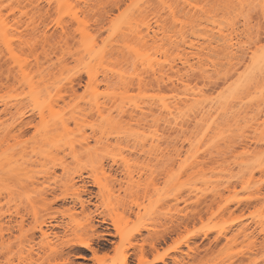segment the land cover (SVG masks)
Returning a JSON list of instances; mask_svg holds the SVG:
<instances>
[{
    "label": "rangeland",
    "instance_id": "obj_1",
    "mask_svg": "<svg viewBox=\"0 0 264 264\" xmlns=\"http://www.w3.org/2000/svg\"><path fill=\"white\" fill-rule=\"evenodd\" d=\"M177 1L166 0L165 2H162L161 0L159 3V1L156 0H152V2L151 0H70L68 4L70 8L68 10L65 8L67 5L65 6V4H62L59 6L60 3L58 4V2H55L54 0H40L36 3H31V1L28 0H0V11L2 13H0V19L3 18L2 24L4 23V25H6L4 27H8L7 30V28H3L1 25L3 29L0 31L8 33L7 36L4 33H2L4 36L0 34V146H2L0 147V161L4 163L5 161L2 160L7 158V155L10 156L14 153L15 150L20 151L23 148H29L37 144V142L40 141L37 137L40 133L43 135L41 129L45 128L44 130L47 132L46 126L48 121H52V123L49 122L51 125L53 123L61 125L65 122V124H67L66 126L70 125L71 130L70 127H64V129V124L57 128L59 134L63 131V135H61L64 136V138L61 140L58 136L55 137V139L58 138L57 140H60L62 143L65 142L66 137L70 136L72 141H82L83 136L80 132H84L83 134L86 136L89 135V137H95L94 132L91 130L93 127L97 132L104 131V133H109L105 137L106 139H102V141L104 140L103 144H101L102 141H99L100 144L99 142L97 143V141L95 142L92 137V139H87L88 146L85 143L84 146L87 147L82 148L79 144L73 141L77 145L78 154H83L81 155V158L84 159V162L82 161L83 163L80 162L77 164V161L74 162L75 160L73 158L66 157L67 159L64 158L63 160V165L69 166V169L71 168L73 170H70L72 173L71 175H80V181L74 185L75 187H69L63 184L65 171L62 169L63 166L61 165V167L59 165L62 164L60 163V160L58 165L53 166L54 170L51 168V171L56 172V178H53L51 181L52 183H57L55 184L58 188L57 195L64 199H60L53 205L52 211H48L50 214H48L44 208L42 209L40 204L39 208L36 203L37 207L33 205V207H36L37 211L40 208L42 209L41 212L40 210L38 212L44 216V218H39L40 220L38 221H43L45 217L48 219L49 216L47 217V214L52 217V220H48V222H51L52 225H54L53 228H45V230H48L51 234L50 238H52L53 242L51 246L52 250L50 249V251L53 252L50 253L49 250L44 251L37 245L42 240L40 236L41 234L38 231L36 232V230L34 231V228H37L39 222H36L33 215H26L29 216V218L26 217V224L24 223V226L26 228L28 225V227L25 231L23 229L24 233L22 236L25 235L26 231L29 232L28 230L30 228L32 233L33 231L35 232L36 237L32 241L31 232L28 237L31 241L26 236L27 240H25L26 238L24 237L25 239H23L24 241L21 242V244H25V247L23 245V251L24 249L25 251L19 254L15 249L13 253L9 255V258L11 259H9V263L11 261L10 264H58L62 262V258L67 257V255L72 264H118L124 260V257L129 264H264V162H262L264 161V105L258 112L255 110L254 112H250L246 119H240L241 122L239 120L237 122L233 120V116L232 114L230 115V113V118H228L229 116L226 114L225 116H223L224 114L219 116L218 113H216L218 115L217 120H221V122H218L215 117V109H212L214 114L213 112H211V114L213 115L210 116V114H208V116L205 115L207 118L204 116L201 117V119H198L199 116L203 115L200 113V110L201 112H204L202 110H211L209 105L211 102L214 105V99H219L221 93H223L221 95H226V98L230 95L237 81V74L240 75L242 72L244 73V71L247 72L248 70L251 51H255L256 46L259 48L264 46L263 10L260 8L261 5H258L259 0H256V2L253 0H231L235 2V5L243 2L245 4H243L245 10L244 8L242 9V6L239 7L240 5L235 6L230 0H190V2L192 1L193 3H191L196 6L194 8L191 7L192 9L190 7L188 8V6L183 7L184 2L182 3V0L178 3ZM166 2H168V4ZM225 2H229L227 5H233L227 6ZM162 3L163 7H161ZM149 5L150 7L148 8ZM170 6L172 9L174 8V12L177 11L175 14L178 15V18H174L176 15L174 17L173 15L170 16V11L167 12V10H169L168 7ZM236 7L238 8L237 11ZM238 11L241 12V14L238 13ZM197 12L198 14H196ZM242 13L243 15L246 14V16H242ZM230 14L231 16H229ZM132 15L134 16V19L136 18L135 21H131L133 18ZM197 15L199 16L197 17ZM208 15H210V18ZM234 15H238V18H236V16L234 17ZM193 17H195V19ZM179 18H181L183 23L186 24H183L180 21L181 19L179 21L176 20ZM213 19L214 21H212ZM137 20L138 24L136 22ZM126 24L128 25L126 26ZM220 24H222L221 27ZM234 24L235 26L233 27L232 25ZM147 25H149L148 28L146 27ZM124 26L127 28L125 29ZM131 26L135 27L132 28ZM230 26L240 34L237 35L235 32L234 36H238H235L236 41L239 40L240 43L242 42L240 45L242 50L239 48V51L235 53V58L238 59H235L234 57H232L234 59H230L231 55L230 57L228 56L229 51H227L226 47L221 44L223 41H220L221 43L215 42L213 44L214 47L219 44L218 46H221L220 49L219 47H209V40L212 38L219 40L218 32H220L221 29H223L222 31L224 32H228ZM208 27L213 29H209ZM147 29H150L151 31ZM127 30L129 31L127 32ZM140 30L141 32H139V34L144 33L146 35V33H149L151 36L156 35L155 42L154 40L153 42L151 41L152 39L148 37V34L147 39H145L146 36H144V34L143 36L142 34L137 36L136 34H138L137 32ZM81 31H85V33L87 32L88 34H86L88 36L90 35L89 38ZM142 31L147 32L145 33ZM130 32H135L136 34L133 33V35ZM81 33H83L85 38H83ZM182 33L184 38L182 37ZM5 37H7V41H5ZM141 37L146 41L144 39L142 40ZM82 39L85 41L87 40L88 42L86 41L85 43ZM92 40H94V42ZM147 41L150 43L148 44L150 48L147 46ZM91 42H93V49H95L94 52L98 49L97 52H95L96 56L93 51L90 52V50H93L92 48L89 49V46L92 47ZM191 43L196 45V48L191 49L189 47ZM222 46L224 48L223 52L221 49ZM107 50L109 51V54ZM224 50H226V53H224ZM244 52H246V54ZM140 53L143 55H140ZM195 53L200 54L198 56L199 58L197 55L194 56ZM98 54L101 55V58H99L100 55ZM242 54L245 55H243V58H240L239 56H242ZM93 55L96 59L99 58V62L96 61L94 57L92 58ZM181 55L182 58H179ZM200 56H202V58ZM102 57L105 59L104 61ZM145 57H148L149 60H147V58L145 59ZM184 57L189 59V64L192 63L195 66V70H189V68L187 69L188 71L184 70L187 66L183 68L181 62H179L180 60H184ZM207 57L213 60H210ZM228 59L234 61L239 60L241 62L238 64L237 61L236 63L233 61L232 63ZM197 60H199L198 63ZM201 60L206 63H201ZM173 63L175 64V69L172 70L170 65ZM103 64H107L104 66L109 69L107 68V70L104 68ZM87 65L92 66L93 68L87 67ZM145 65L146 67H144ZM179 66L182 67V69L179 68L182 71L178 69ZM198 67L200 71L199 69H196ZM38 68L40 71H38ZM211 68L214 69L212 70ZM93 69L97 70L95 76L93 75ZM205 70H207L206 74ZM89 71L92 72V74L89 73ZM161 71H164L163 81H161L160 78ZM40 73L43 74V77ZM133 73L134 76L132 75ZM155 73L157 74L155 75ZM39 74L41 78H39ZM89 74L91 76L93 75L95 79L90 78ZM127 74L131 75L129 76ZM168 75L171 76L169 77ZM24 76H28L27 79L25 78L27 82L24 81ZM30 78L34 79L32 81L34 82L33 84H35V80H37L38 82L40 81L39 83L42 85H39L36 82V84H38L37 88L35 87L37 90H30V87H28L29 81L31 80ZM91 79L94 82L96 80V82L94 83ZM180 82H184V85ZM26 84L28 86H26ZM122 85L127 86H125V91H123L124 87H122ZM38 86H40L39 89ZM259 86L264 89V84ZM189 89L193 94L195 92L198 93L192 95V92ZM198 89L199 91H196ZM38 90L41 94L36 92ZM91 90L93 92L94 90L96 92L101 91V93L94 92L96 95L101 94V96L108 94L115 95V92H121V94H116L132 98H129L130 101H133L132 103L129 102V104L127 103L128 99L126 98V104L128 106L130 105V107H133V104H138L139 107L141 106L140 108L144 110L147 109V111L150 107V110H153V113H150V129L149 127H146V124L144 126L145 122L142 124L139 121L142 117H138L139 123L137 120V122L133 119L131 120V117H125L124 123L122 122L124 119L121 121V117L119 118L120 115H118L117 112H113V121H111L113 123L115 122L114 126H116L118 119H120L123 124H120L121 122L119 121L118 128H114V126L111 125L112 122H110V125L113 127L111 129V127L108 126V128L107 122L104 123L101 119H98L96 113L93 116V113L90 112L92 111L91 109L90 111L88 110L89 113L87 111V108L89 109L88 106L90 105L86 106V103L89 101L88 98L90 97L89 99H92L91 97L95 95ZM126 90L128 91L126 92ZM34 91L43 97H47L48 95L52 96L53 100L56 99L55 97L60 98V95L62 96L60 98L62 99L61 101L58 100L57 102V99L55 100L57 107L55 105L54 110H58L53 111L56 115L50 117L46 116L47 120L45 121L47 122L45 123H43L41 118L36 115L35 104L32 102L30 103L28 98ZM200 91L203 95L199 94ZM178 95L181 98L178 99ZM197 95H199L198 97L201 95L204 96H201V98L203 100L206 98L205 101H207L208 104L204 105V103H206L204 101H200V103L202 102L200 104L199 100L201 98L196 97ZM82 97H84V100ZM187 97H190V100ZM193 97H196L199 100L196 98L194 99ZM224 97L225 96H223V98ZM162 99L163 101H161ZM218 99H216L217 102L215 101L216 105ZM191 100H196L193 101V103L196 102L197 105L196 103L194 105ZM221 100L222 97L219 103L224 99ZM19 102L21 107L18 104ZM198 104L200 106L203 104V107H208L201 109L199 106L200 110H197L199 109L197 107ZM174 105H176L177 108ZM157 106L159 109H157ZM19 107L22 109L19 110ZM161 107L167 109H164V111ZM171 107L175 111L170 109ZM25 108L29 111H26ZM82 108H86V115ZM175 108L177 110L179 108L181 110L184 109L183 111H189V113L182 111V114V112L180 113V109V111L178 110L177 113H175ZM15 109L17 110V113L18 110H23L24 112L29 113H27V116L35 115L32 128H24L25 131L22 129V133L19 131L18 127L15 128V125L17 126L20 120H18L19 116L16 115L17 113L15 112ZM79 110H81V112ZM32 111L36 114H31L30 112ZM59 111H61L62 115ZM46 112L47 115L51 114L50 112L48 113V111ZM56 112H59V115ZM169 112L173 118L168 115ZM184 114H186V116ZM81 115L86 117L84 118ZM137 115L141 116L139 112ZM72 116L74 117L72 118ZM160 116H163L164 118L162 117L159 119ZM167 116H169V118ZM209 116L213 119L215 117V122L213 121L214 123L210 126L211 128H207L209 127V125L207 126V121L209 122L208 124H210L211 119ZM57 117L60 118V120H57ZM82 117L84 118V121L82 120ZM74 118L76 120L77 118L81 120L75 123L76 120ZM231 118L233 120L232 123L230 122ZM63 119H65V121ZM203 119H205V122L202 121V124L201 120ZM213 119H211V121ZM175 121H177V124ZM224 122H226L225 124H229H227L226 127L222 126L223 128L221 129V123L222 125H225ZM38 123L42 125H38ZM78 123H80V126ZM204 123L206 125H204ZM235 123L236 125H233ZM49 124L47 127L49 131L47 133H52L53 130H51L52 128H50L51 125ZM215 124L216 127H213ZM34 125L35 127L38 126V128H40L36 129ZM174 125L176 126V130L178 129L177 131L175 130ZM178 125H180L179 128ZM97 126L99 128L96 129ZM205 126L207 127L204 130ZM237 126L239 128H237ZM78 127H80L81 130ZM100 127H102V130ZM180 127L183 128L180 129ZM240 127L242 128V131L239 130ZM57 130L54 129V132ZM67 130H69V133ZM173 130L176 132H172ZM65 131L69 135H64ZM121 131L123 132V135ZM129 132L132 134H128ZM148 132L151 135L150 161L143 156L144 154L141 147L136 145L135 143L137 140H134L145 137L142 136L144 134H148L149 136ZM220 132L222 133L220 134ZM218 133L221 136V139ZM223 133L225 136H222L224 135ZM36 135L38 136L36 137ZM160 137H164L165 139ZM77 138L80 139L77 140ZM158 138L159 140H157ZM35 139H38V141ZM126 139H129L130 142H127ZM67 140L68 142L70 141L69 138H67ZM35 141L36 143H34ZM72 141L69 143H72ZM84 141L85 140L83 139L82 142ZM115 142L117 143V146L119 145L121 147L119 148V146L117 147L116 145H113ZM152 142H154V144ZM156 143L160 146H157ZM108 144L110 147H108ZM152 145H154V148ZM123 146L125 149H123ZM155 146H157V149ZM95 148H100L99 150L101 151H98V149L96 151ZM89 149L92 150L89 151ZM148 149L149 148H146V150ZM17 151H15V153ZM89 152H93V155L91 156V153ZM164 152L165 154L163 155ZM244 152L246 153L242 154ZM194 154L197 155L194 156ZM240 154L241 156H239ZM96 155L100 158L94 157L93 159V156ZM246 155H248L249 158ZM251 155L254 156H252L253 161H251V163L247 160H243L244 157H247L249 161L252 160V158H250ZM9 158L5 159L6 162ZM123 158L127 161H125V159L123 160ZM254 158L257 161H255ZM99 159L101 160L99 161ZM172 159L176 161L174 165L170 162ZM183 162L186 166H184ZM190 162L192 165L194 164L193 167L192 165L189 166ZM125 163H127L128 167ZM167 163L171 164V166ZM255 163L258 164V168ZM181 166L182 171H180ZM241 166L245 169L247 168V172ZM252 166H255L256 169ZM184 169H186V172ZM219 169L222 171L220 172ZM227 169L230 171H227ZM259 169L261 171H259ZM231 170L234 171L232 172ZM181 172L182 175H185H180ZM230 172L233 175H231ZM205 174L207 175V178ZM77 175L74 177H77ZM230 175L232 178L229 177ZM227 177L230 185L226 181ZM83 180L86 182L85 184L88 192L85 194L81 191L82 185H84ZM223 180L224 182L226 181L225 183L227 184H225ZM1 181L0 214L2 215L8 211L9 196L7 195L8 190L6 189L8 185L6 184L7 186H5V182L2 183L3 181ZM180 181H182V183H180ZM207 181L210 185L206 183ZM197 187L198 189H195ZM216 189L218 190V193ZM29 190L30 192L33 191L31 194L34 195V188L33 190ZM219 190L221 192H219ZM25 192H28L25 193L26 195L30 193L29 191ZM25 194L23 195L24 198L26 197ZM31 194H29V196L34 198ZM80 198L87 202H85V204H87L85 208H81L79 201ZM25 199H27V197ZM28 205L27 207H29ZM30 209L31 207L28 210ZM3 219L5 221V216ZM31 228H33V230ZM18 234L20 233H15L16 236L13 235V238L11 237V239H15V243H17L15 237H17ZM29 234L26 233V235ZM18 236L21 237V235ZM11 241L13 242V240ZM79 243L89 244L95 252H90L85 249V247H81L78 245ZM31 246L35 247V251H28L34 248H31ZM16 252L18 254H16ZM27 252H30L31 255ZM50 255L53 256L51 257ZM28 256L30 257L28 258ZM77 256H81V258H78Z\"/></svg>",
    "mask_w": 264,
    "mask_h": 264
},
{
    "label": "bare ground",
    "instance_id": "obj_2",
    "mask_svg": "<svg viewBox=\"0 0 264 264\" xmlns=\"http://www.w3.org/2000/svg\"><path fill=\"white\" fill-rule=\"evenodd\" d=\"M19 1V0H18ZM24 1V0H23ZM28 1H31V3L32 2H38V1H40V0H28ZM47 1V0H46ZM55 2H58V4H59V6L60 5H62V4H65V6L67 5V6H69L68 4H69V2H70V0H54ZM156 1H159V3L161 2V0H156ZM165 2L166 0H162V2ZM168 1V0H167ZM174 1H177V0H174ZM180 0H178L177 1V3L179 2ZM231 1V0H230ZM254 2H256V0H253ZM258 1V0H257ZM148 2V1H147ZM151 2H152V0H151ZM172 2V1H171ZM181 2V1H180ZM184 2V4H183V7H185V6H188V8L190 7H196L195 6V4H192L191 2H190V0H182V3ZM232 3H234V5H235V2L234 1H231ZM230 2V3H231ZM238 2V1H237ZM259 2V4L258 5H261L260 6V8H262V10H263V13H262V11H261V13H262V15L264 14V0H259L258 1ZM257 2V3H258ZM34 3V4H35ZM167 4H168V2H166ZM165 3V4H166ZM226 3V2H225ZM227 3H229V2H227ZM227 3H226V5H227ZM145 4V3H144ZM147 4V3H146ZM158 4V3H157ZM166 4V5H167ZM170 4V3H169ZM243 2H240V3H237V5H235V6H239V7H241L242 6V9L244 8V10H245V7L243 6ZM71 5V4H70ZM172 5H174V4H172ZM171 5V6H172ZM229 5H233V4H229ZM229 5H227V6H229ZM245 5V4H244ZM247 5V4H246ZM258 5H257V7H258ZM65 7V8H67L68 10H69V8H70V6L69 7ZM145 6V5H144ZM168 6V5H167ZM171 6L170 7H168L169 8V10H167V12L168 11H170V13H171V15L170 16H172L173 15V17L176 15L175 14V12H177V11H175L174 12V8L172 9L171 8ZM180 6H181V4H180ZM147 7V6H146ZM150 7V5L148 6V8ZM161 7H163V3H162V6ZM173 7V6H172ZM178 7V6H177ZM247 7V6H246ZM64 8V9H65ZM140 8V7H139ZM160 8V7H159ZM167 8V9H168ZM229 8V7H228ZM232 8V7H231ZM63 9V8H62ZM66 9V10H67ZM184 9H186V8H184ZM192 9V8H191ZM227 9V8H226ZM237 7H236V11H237ZM242 9H241V11H242ZM247 9H248V7H247ZM246 9V10H247ZM71 10V9H70ZM195 10V9H194ZM153 11V10H152ZM158 11V10H157ZM163 11V10H162ZM182 11H183V8H182ZM189 11V10H188ZM197 11V10H196ZM195 11V12H196ZM228 11V10H227ZM235 11V12H236ZM240 11V10H239ZM238 11V13H240L241 14V12H239ZM248 11V10H247ZM246 11V12H247ZM146 12V11H145ZM148 12V11H147ZM0 13H1V11H0ZM141 13V12H140ZM153 13V12H152ZM165 13H166V11H165ZM234 13V12H233ZM238 13H236V14H238ZM2 14V13H1ZM187 14V13H186ZM190 14H192V13H190ZM189 14V15H190ZM195 14V13H194ZM196 14H198V12L196 13ZM200 14V13H199ZM208 14V13H207ZM235 14V13H234ZM193 15V14H192ZM201 15V14H200ZM133 16V15H132ZM131 16V17H132ZM178 15H176L174 18H178L177 17ZM185 16H187V15H185ZM184 16V17H185ZM194 16V15H193ZM199 15H197V17H198ZM202 16V15H201ZM204 16V15H203ZM209 16V18H210V15H208ZM229 16H231V14L229 15ZM236 16V18H238L237 16L238 15H234V17ZM242 16H246V14L245 15H243V13H242ZM169 17V16H168ZM191 17V16H190ZM214 17V16H213ZM240 17V16H239ZM129 18V17H128ZM188 18H189V16H188ZM194 19H195V17H193ZM192 18V19H193ZM201 18V17H200ZM205 18V17H204ZM208 18V17H207ZM212 18V17H211ZM215 18V17H214ZM233 18V17H232ZM263 18H264V16H263ZM136 19V18H135ZM135 19H134V16H133V18L131 19V21H135ZM181 18H179V19H176V20H180ZM1 21V23H0V31H2V29L3 28H7V30H8V27H4V26H6V25H4V23L2 24V20H3V18L2 19H0ZM172 20V19H171ZM201 20H203V19H201ZM210 20V19H209ZM243 20H244V18H243ZM245 20H246V18H245ZM130 21V20H129ZM177 21V22H178ZM182 23H183V21H182V19L180 20ZM212 21H214V19L212 20ZM216 21V20H215ZM232 21V20H231ZM238 21V20H237ZM236 21V22H237ZM4 22V21H3ZM137 22V24H138V20L136 21ZM185 22V21H184ZM217 22V21H216ZM235 22V23H236ZM243 22V21H242ZM247 22V21H246ZM218 23V22H217ZM220 23V22H219ZM233 23V22H232ZM231 23V24H232ZM6 24V23H5ZM131 24V23H130ZM183 24H186V23H183ZM230 24V23H229ZM3 26V28H2V26ZM128 24H126V26H127ZM131 25H133V24H131ZM134 25H135V23H134ZM221 25L222 24H220V27H221ZM148 26L149 25H147L146 27L148 28ZM225 26V25H224ZM223 26V27H224ZM229 26V25H228ZM233 27L235 26V24L234 25H232ZM125 27V26H124ZM132 27V26H131ZM130 27V28H131ZM135 27V26H134ZM134 27H132V28H134ZM182 27V26H181ZM183 27H184V25H183ZM227 27V26H226ZM127 27H125V29H126ZM129 28V27H128ZM209 28V27H208ZM211 28V27H210ZM209 28V29H210ZM215 28V27H214ZM136 29V28H135ZM211 29H213V28H211ZM225 29V28H224ZM228 29V28H227ZM232 29V30H231ZM234 28H231V26H230V30L228 31V32H224V31H222L223 29H218V30H220V32H218V34H219V40H216V39H214V38H212V39H210L209 40V47L211 46H213L214 47V43L215 42H219V43H221L222 41H223V43H221L222 45H224L225 47H226V49H227V51H229L228 53H229V57H230V55H231V58L230 59H234L235 58V53L237 52V51H239L238 49L240 48V45H241V43H240V41L238 42V41H236V37H238V36H234V34H235V30H233ZM240 29V28H239ZM6 30V29H5ZM4 30V31H5ZM147 30H150V29H147ZM183 30V29H182ZM181 30V31H182ZM86 31V30H85ZM85 31L83 32V31H81V32H83L84 33V35L87 33H85ZM123 31V30H122ZM129 30H127V32H128ZM151 31V30H150ZM227 31V30H226ZM5 32H7V31H5ZM9 32V31H8ZM137 32V31H136ZM139 32H141V30L140 31H138L137 33L138 34H136L135 32H130V33H134V34H136L137 36L139 35L140 36V34H142V33H140L139 34ZM142 32H145V31H142ZM147 32V31H146ZM145 32V33H146ZM206 32V31H205ZM239 32V31H238ZM2 33H4V32H0V34H2ZM83 33H81L82 35H83ZM121 33V32H120ZM129 33V34H130ZM179 33H181V32H179ZM209 33V32H208ZM226 33V34H225ZM237 33V32H236ZM6 36H7V34L8 33H4ZM88 34V33H87ZM86 34V35H87ZM123 34V33H122ZM124 34H125V31H124ZM128 34V33H127ZM133 34V35H134ZM144 34V33H143ZM143 34H142V36H143ZM147 34H148V37H150V39H152L151 41L153 42V40H154V42H155V38H156V35L155 36H151L149 33H146V35L144 34V36H146V38L145 39H147ZM155 34V33H154ZM200 34V33H199ZM3 35V34H2ZM83 35V38H85V36ZM121 35V34H120ZM210 35H211V33H210ZM209 35V36H210ZM237 35H240V34H238L237 33ZM4 36V35H3ZM90 36V35H89ZM89 36L87 35L86 37H88L89 38ZM123 36V35H122ZM126 36V35H125ZM184 35H183V33H182V37H183ZM206 36V35H205ZM194 37V36H193ZM202 37V36H201ZM211 37H213V36H211ZM210 37V38H211ZM240 37V36H239ZM82 38V37H81ZM184 38V37H183ZM200 38V37H199ZM198 38V39H199ZM7 39V37H5V41H7L6 40ZM87 39V38H86ZM140 39V38H139ZM141 39H142V37H141ZM140 39V40H141ZM144 39V38H143ZM142 39V40H143ZM144 39V40H145ZM150 39H149V41H150ZM207 39V38H206ZM209 39V38H208ZM139 40V41H140ZM141 40V41H142ZM82 41H84L85 43H86V41L84 40V39H82ZM93 42H94V40H92ZM146 41V40H145ZM170 41V40H169ZM221 41V42H220ZM88 42V41H87ZM93 42H91L92 43V47L91 46H89V49H93L94 47H93ZM148 42V41H147ZM188 42V41H187ZM197 42V41H196ZM200 42V41H199ZM244 42V41H243ZM89 43H90V41H89ZM144 43V42H143ZM142 43V44H143ZM185 43V42H184ZM183 43V44H184ZM192 43H194V42H192ZM190 44L189 45V47L191 48V49H193V48H196V45H193V44ZM148 44H150L149 42L147 43V46H148ZM169 44V43H168ZM167 44V45H168ZM171 44V43H170ZM196 44V43H195ZM244 44V43H243ZM91 45V44H90ZM145 45H146V43H145ZM144 45V46H145ZM161 45H162V43H161ZM164 45V44H163ZM217 45V44H216ZM215 45V46H216ZM219 45V44H218ZM216 46V47H219V49H220V47L221 46ZM255 45V44H254ZM87 46V45H86ZM98 46V45H97ZM165 46V45H164ZM170 46V45H169ZM201 46H203V45H201ZM260 46V45H259ZM99 47V46H98ZM178 47H180V46H178ZM210 47V48H211ZM212 47V48H213ZM216 47H214V48H216ZM84 48V47H83ZM96 48V47H95ZM148 48H150L149 46H148ZM242 48V47H241ZM240 48V49H241ZM257 48V49H256ZM88 49V50H89ZM177 49V48H176ZM202 49V48H201ZM222 52H223V46H222ZM87 50V51H88ZM94 50L95 49H93V50H90V52L91 51H93L94 52ZM97 50L98 49H96V51L95 52H97ZM184 50V49H183ZM242 50V49H241ZM249 50V49H248ZM253 50H254V48H253ZM10 51H12V50H10ZM86 51V52H87ZM104 51V50H103ZM108 51V50H107ZM135 51H137V50H135ZM148 51V50H147ZM146 51V52H147ZM226 50H224V53H226L225 52ZM245 51V50H244ZM250 51V50H249ZM95 52H94V54H95ZM106 52V51H105ZM193 52V51H192ZM196 52V51H195ZM240 52H243V51H240ZM247 52V51H246ZM246 52H244L245 54H246ZM87 53H89V52H87ZM131 53V52H130ZM134 53V52H133ZM136 53V52H135ZM91 54V53H90ZM100 54H101V52H100ZM100 54H98V55H100ZM108 54H109V51H108ZM107 54V55H108ZM132 54V53H131ZM139 54V53H138ZM142 53H140V55H141ZM192 54V53H191ZM245 54H242V56H239L240 58H243L244 56L243 55H245ZM92 55V54H91ZM102 55V54H101ZM101 55H100V57L99 58H101ZM133 55V54H132ZM135 55V54H134ZM143 55V54H142ZM150 55V54H149ZM197 55V57L200 55V54H198V53H195L194 54V56H196ZM202 55V54H201ZM208 55V54H207ZM227 55H225V56H227ZM237 55H241V54H237ZM236 55V56H237ZM85 56V55H84ZM88 56V55H87ZM87 56H86V58H87ZM95 56H96V54H95ZM204 56V55H203ZM94 57V55L92 56V58ZM105 57V56H104ZM134 57V56H133ZM148 57H150V56H148ZM148 57H145V59L147 58V60H149L148 59ZM201 58H202V56H200ZM208 57H210V56H208ZM207 57V58H208ZM232 57H234V58H232ZM99 58H97L96 59V57H94V59H96V61H98L99 62ZM106 58V57H105ZM107 58H108V56H107ZM144 58V57H143ZM179 58H182V55H181V57H179ZM199 58V57H198ZM200 58V59H201ZM211 58V57H210ZM210 58H208V59H210ZM88 59V58H87ZM86 59V60H87ZM90 59V58H89ZM102 59H103V61L105 60L103 57H102ZM102 59H100V60H102ZM134 59V58H133ZM140 59V58H139ZM205 59H206V56H205ZM230 59H228V60H230ZM235 59H238V58H235ZM93 60V59H92ZM109 60V59H108ZM135 60V59H134ZM210 60H213V59H210ZM241 60V59H240ZM249 60H250V63H249V65H250V67H249V65H248V70H247V72H245L244 71V73L242 72L240 75H238L237 74V81H236V83H235V85H234V88L232 89V92L230 93V95L229 96H227V98H226V95H221V94H223V93H221L220 94V97H219V99L218 98H216V99H218V103H219V101H220V99H221V97H222V102H220L219 104L217 103V105H216V99H214L215 101H213L215 104L213 105V103L211 102V104L209 105L210 107H211V110L213 109H215V117H216V120H217V116L219 115H221V114H224L223 116H225V114L226 115H228L229 116V113H230V115L232 114V116H233V120H235L236 122L239 120L240 121V119H246L247 118V116L250 114V112H254L255 110H257V112L263 107V103H264V94H263V92H264V89H262L261 88V86H259V85H263L264 84V46H262V47H255V51H251V55H250V58H249ZM93 61H95V60H93ZM175 61V60H174ZM198 61L199 60H197V63H198ZM232 63H233V61L234 60H230ZM237 61V60H236ZM236 61H234V63H236ZM239 61V60H238ZM237 61V63L239 64L241 61H239L238 62ZM91 62V61H90ZM138 62V61H137ZM140 62V61H139ZM144 62V61H143ZM147 62V61H146ZM179 62H181V64H182V66H183V68L185 67V66H187V67H185V69L184 70H187L188 68H189V70L190 69H194L195 70V66L192 64H189L190 62H189V59H186V57H184V60H180ZM201 63H204L205 61H203L202 62V60L200 61ZM208 62V61H207ZM215 62V61H214ZM88 63V62H87ZM106 63V62H105ZM145 63V62H144ZM206 63V62H205ZM85 64V63H84ZM91 64H94V63H91ZM90 64V65H91ZM174 64V63H173ZM173 64H169L170 65V67H171V69L173 70V69H175V64L173 65ZM215 64V63H214ZM218 64V63H217ZM237 64V65H238ZM246 64H247V62H246ZM23 65V64H22ZM102 65V64H101ZM100 65V66H101ZM104 65H107V64H103V66ZM135 65V64H134ZM140 65V64H139ZM206 65V64H205ZM207 65H208V63H207ZM212 65V64H211ZM237 65H235V66H237ZM102 66V67H103ZM136 66V65H135ZM148 66V65H147ZM199 66H201V65H199ZM235 66H233V67H235ZM23 67V66H22ZM39 67V66H38ZM87 67H91V68H93L92 66H88L87 65ZM95 67V66H94ZM99 67V66H98ZM144 67H146V65L144 66ZM201 67H205V66H201ZM232 67V68H233ZM25 68H26V66H25ZM91 68H90V71H91ZM104 68H106V66H104ZM103 68V69H104ZM108 68V67H107ZM106 68V69H107ZM179 68H181L182 69V67H178V69ZM209 68V67H208ZM42 69H43V67H42ZM88 69V68H87ZM96 69V68H95ZM95 69H93V75L95 76V74H97V73H95L97 70H95ZM101 69V68H100ZM105 69V70H106ZM109 69V68H108ZM107 69V70H108ZM162 69V68H161ZM181 69H179V70H181ZM196 69H199V67L198 68H196ZM203 69V68H202ZM212 69V68H211ZM214 69V68H213ZM212 69V70H213ZM251 69V70H250ZM104 70V71H105ZM111 70V69H110ZM109 70V71H110ZM115 70V69H114ZM163 70V69H162ZM211 70V71H212ZM216 70V69H215ZM238 70V69H237ZM244 70H245V68H244ZM38 71H40L39 70V68H38ZM44 71V70H43ZM89 71V73H91L92 74V72H90ZM122 71V70H121ZM120 71V72H121ZM154 71V70H153ZM182 71V70H181ZM188 71V70H187ZM186 71V72H187ZM192 71V70H191ZM199 71H200V69H199ZM202 71V70H201ZM203 71H204V69H203ZM28 72V71H27ZM87 72H88V70H87ZM115 72H116V70H115ZM157 72V71H156ZM164 71H161V73H160V78H161V81H163L162 79H163V75H164V73H163ZM176 72V71H175ZM179 72V71H178ZM106 73V72H105ZM123 73V72H122ZM167 73V72H166ZM174 73V72H173ZM207 73V70H205V74ZM209 73V72H208ZM238 73V72H237ZM27 74V73H26ZM25 74V75H26ZM40 74H42V73H40ZM40 74H39V76H40ZM99 74V73H98ZM116 74H118V73H116ZM115 74V75H116ZM157 73H155V75H156ZM168 74V73H167ZM176 74H178V73H176ZM190 74V73H189ZM204 74V73H203ZM24 75V74H23ZM22 75V76H23ZM32 75V74H31ZM92 75V76H93ZM112 75V74H111ZM127 75H131V74H127ZM133 76H134V73L132 74ZM154 75V76H155ZM166 75V74H165ZM183 75V74H182ZM42 77H43V74L41 75ZM41 76L39 77V78H41ZM89 76H90V78H93V79H95L94 78V76L92 77L90 74H89ZM122 76V75H121ZM153 76V77H154ZM169 76V75H168ZM168 76H167V78H168ZM171 76V75H170ZM169 76V77H170ZM177 76V75H176ZM179 76V75H178ZM180 76H181V73H180ZM233 76V75H232ZM27 77L28 76H24V81H26V79H27ZM115 77V76H114ZM165 77V76H164ZM26 78V79H25ZM38 78V77H37ZM36 78V79H37ZM38 78V79H39ZM106 78V77H105ZM122 78V77H121ZM166 78V79H167ZM187 78V77H186ZM233 78V77H232ZM260 78V79H259ZM31 79V78H30ZM118 79V78H117ZM169 79V78H168ZM34 79L32 78L30 81H29V86L26 84V86H28V87H30V90L32 89V90H37L36 88H37V85L39 84V85H42V84H40L37 80H35V84H33L34 82H32ZM45 80V79H44ZM92 80V79H91ZM126 80V79H125ZM185 80V79H184ZM187 80V79H186ZM93 81V80H92ZM91 81V82H92ZM104 81V80H103ZM139 81V80H138ZM141 81V80H140ZM160 81V82H161ZM182 81V80H181ZM27 82V81H26ZM36 82L38 83V84H36ZM90 82V83H91ZM94 82V81H93ZM92 82V83H93ZM95 82H96V80H95ZM94 82V83H95ZM97 82H99V81H97ZM122 82V81H121ZM149 82V81H148ZM263 82V83H262ZM25 83V82H24ZM42 83V82H41ZM124 83H126V82H124ZM138 83H141V82H138ZM173 83V82H172ZM181 83V82H180ZM260 83H262V84H260ZM99 84H101L100 82H99ZM181 84H183L184 85V82L183 83H181ZM33 85H34V87H33ZM45 85V84H44ZM79 85H81V84H79ZM95 85V84H94ZM126 85H128L127 83H126ZM125 85V86H126ZM186 85V84H185ZM34 88H32V87ZM125 86H123L122 85V87H124L123 89V91H125ZM129 86V85H128ZM176 86V85H175ZM187 86H188V84H187ZM190 86V85H189ZM36 87V88H35ZM39 87L40 86H38V89H39ZM94 87V86H93ZM127 87V86H126ZM259 87H260V90H259ZM48 88V87H47ZM97 88H98V86H97ZM188 88V87H187ZM95 89H96V87H95ZM29 90V91H30ZM48 90V89H47ZM60 90V89H59ZM190 90V89H189ZM262 90V91H261ZM122 91V92H123ZM128 90H126V92H127ZM191 91V90H190ZM196 91H199V89L198 90H196ZM37 93H40L41 94V92H39V90L38 91H36ZM48 92V91H47ZM91 92H93L92 90H91ZM94 92L95 93H101V91H95L94 90ZM93 92V93H94ZM192 92V91H191ZM194 92H195V90H194ZM201 92V91H200ZM199 92V94H202L203 95V93L201 92L200 93ZM32 93V92H31ZM37 93H35V91L33 92V94L30 96V97H28L29 98V100H30V103L32 102L33 104H35L34 106H35V111H36V113L34 112V111H32V112H34V113H32V112H30L31 114H36L39 118H41V121L43 122V123H45V122H47V121H45V120H47L46 119V116H55L56 114L54 113V111H57V110H54V106L57 104L56 103V101L58 102V100H62V99H60L62 96L60 95V98L58 97H55L56 99H54L53 100V98H52V96H47V97H43L42 95H40V94H37ZM50 93V92H49ZM94 93V94H95ZM116 93H120L121 94V92H115V95H104V96H101V94L99 95V94H95L94 96H92L91 98L92 99H89L88 98V104L86 103V106L87 105H89L88 107H89V109L87 108V111L89 110L90 111V109L93 111H90L91 113H93V116H94V114L96 113V115H97V117H98V119H101L102 120V122H104V123H106L107 122V127L108 126H110L111 127V129H112V127L114 126V123L112 122L113 120H112V115H113V112H117L118 113V115H120L119 116V118L121 117V121L124 119V121H122V122H124L125 123V117H131V120L133 119V120H135V122H137L138 121V117H142V119L140 120L139 119V121L143 124L144 122V126H145V124H146V127L148 128L149 126H150V113L152 112L153 113V110H150V107L148 108V107H146V108H148V111H147V109L146 110H144V109H142V108H140L139 106H138V104H133L134 106L135 105H137V106H133V107H130V105L128 106L127 104H126V98L129 100V98H131V97H129L128 98V96L126 97V96H120V95H118V94H116ZM190 93V92H189ZM196 93V92H195ZM193 94V92H192V95H196V94ZM188 94V93H187ZM191 94V93H190ZM189 94V95H190ZM51 95V94H50ZM201 95V96H202ZM91 96V95H90ZM179 96V95H178ZM199 95H197L196 97H198ZM201 96L200 97H198V98H201ZM223 96H225L224 98H223ZM195 97V98H196ZM202 97H204V96H202ZM83 98V100H84V97H82ZM179 98H181L180 96L178 97V99ZM188 98V97H187ZM190 98V97H189ZM188 98V99H189ZM194 98V97H193ZM194 98V99H195ZM226 98V99H225ZM86 99V98H85ZM132 99V98H131ZM183 99V98H182ZM197 99V98H196ZM26 100H28V99H26ZM28 100V101H29ZM56 100V101H55ZM87 100V99H86ZM127 100V103L129 104V102H133V101H128ZM190 100V99H189ZM197 100H199V99H197ZM206 100V98H204V100L201 98L200 100H199V103H200V101H204V102H206V103H204V105L205 104H208L207 103V101H205ZM23 101V100H22ZM28 101H26V102H28ZM120 101V102H119ZM161 101H163V99L161 100ZM192 101V100H191ZM193 101H196V100H193ZM193 101H192V103H193ZM24 102V101H23ZM160 102V101H159ZM158 102V103H159ZM22 103V102H21ZM29 103V102H28ZM56 103V104H55ZM119 103V104H118ZM154 103V102H153ZM165 103V102H164ZM196 103V102H195ZM195 103H193L194 105H195ZM202 103V102H201ZM200 103V104H201ZM19 105H20V102L18 103ZM32 104V105H33ZM147 104V103H146ZM159 104H161V103H159ZM18 105V106H19ZM24 105H26V104H24ZM109 105H111V106H109ZM154 105V104H153ZM156 105V104H155ZM164 105V104H163ZM162 105V106H163ZM166 105H168V104H166ZM196 105H197V103H196ZM203 104H202V106H200L199 104H198V108H199V106H200V108L202 109H205L206 107H208V106H206V107H203L204 106ZM215 105H216V107H215ZM23 106V105H22ZM85 106V107H86ZM132 106V105H131ZM144 106V105H143ZM148 106H149V104H148ZM168 106H170V105H168ZM168 106H167V108H168ZM175 107H176V105H174ZM179 106V105H178ZM20 107H21V105H20ZM20 107L18 108L19 110H21L20 109ZM26 107V106H25ZM33 107V106H32ZM56 107H57V105H56ZM80 107V106H79ZM156 107V106H155ZM158 107V106H157ZM165 107V106H164ZM162 108L161 107V109H167V108ZM173 107V106H172ZM170 108V109H173V108ZM180 107V106H179ZM194 107V106H193ZM24 108V107H23ZM132 108V109H131ZM177 108V107H176ZM175 108V109H176ZM200 108L199 109H197V110H200ZM264 108V107H263ZM76 109V108H75ZM85 109L86 108H82V110H84L83 112H85ZM131 109V110H130ZM157 109H159V107L157 108ZM160 109V110H161ZM180 109V108H179ZM178 109V110H179ZM208 109V108H207ZM210 109V108H209ZM16 110V109H15ZM18 110V113H17V110L15 111L17 114L16 115H18L19 117H18V120H19V124L16 126L15 125V128H19V131L21 132V130L23 129L24 130V128H27V127H31L32 128V125H33V122H34V118H35V115H31V116H27V113L26 112H24L23 110L22 111H19ZM25 110H26V108H25ZM28 110V109H27ZM26 110V111H27ZM54 110V111H53ZM73 110V109H72ZM174 110V109H173ZM173 110H169V111H173ZM177 109H176V112L175 113H177V111H178ZM181 110V109H180ZM179 110V111H180ZM184 109H182L181 111H180V113L183 111ZM211 110H202V111H204V112H201V110H200V113H202L203 115L202 116H197L198 117V119L200 118L201 119V117H204L205 115H207L208 116V114H210V116L211 115H213L214 114V112H213V110L211 111ZM29 111V110H28ZM46 111H48V113L50 112L51 114H48L47 115V112ZM75 111V110H74ZM78 111V110H77ZM80 112H81V110H79ZM87 111L85 112V115H86V113H87ZM89 111H88V113H89ZM136 111H138L140 114H141V116H139V115H137L138 114V112H135ZM154 111H156V110H154ZM159 111V110H158ZM165 111V110H164ZM167 111V110H166ZM175 111V110H174ZM14 112V111H13ZM13 112H11V113H13ZM45 112H46V114H45ZM60 112V114H61V111H59ZM59 112H56L58 115H59ZM72 112V111H71ZM76 112V111H75ZM79 112V113H80ZM183 112H187V113H189V111H183ZM183 112H182V114H183ZM208 112V113H207ZM210 112V113H209ZM211 112H213V114H211ZM10 113V114H11ZM78 113V114H79ZM162 113V112H161ZM216 113H218V115L216 114ZM29 114V113H28ZM82 114V113H81ZM199 114V113H198ZM15 115V114H14ZM62 115V114H61ZM73 115H74V113H73ZM88 115V114H87ZM91 115V114H90ZM95 115V116H96ZM169 116H171L170 115V112H169V114H168ZM176 115V114H175ZM185 116H186V114H184ZM188 115V114H187ZM190 115V114H189ZM201 115V114H200ZM244 115V116H243ZM260 115V114H259ZM28 118H27V117ZM76 116H77V114H76ZM81 116H83V115H81ZM92 116V117H93ZM135 116H136V118H135ZM165 116V115H164ZM169 116H167L168 118H169ZM207 116H205L206 118H207ZM209 116V117H210ZM227 116V117H228ZM231 116V117H232ZM12 117V116H11ZM15 117V116H14ZM48 117V118H49ZM74 116H72V118H73ZM80 117V116H79ZM78 117V118H79ZM84 118L86 117V116H83ZM82 117V120L84 119ZM91 117V118H92ZM124 117V118H123ZM163 117V116H162ZM161 116L159 117V119H161L162 118ZM167 117H166V119H167ZM177 117V116H176ZM215 117H214V119H215ZM16 118V117H15ZM55 118V117H54ZM61 118H62V116H61ZM77 118V120H76V122L75 123H77V122H79L81 119H78ZM90 118V117H89ZM164 118V117H163ZM171 118H173L172 116H171ZM211 118V117H210ZM209 118V119H210ZM223 118V117H222ZM225 118V117H224ZM228 118H230V116L228 117ZM17 119V118H16ZM51 119V118H50ZM60 120V118H58L57 117V120ZM88 119V118H87ZM95 119H96V117H95ZM158 119V118H157ZM165 119V120H166ZM175 119V118H174ZM190 119V118H189ZM211 119H213V118H211ZM211 119H210V124H208L209 122L207 121V126L209 125V127H207V126H205V128H204V130L206 129V127L207 128H211L210 126H212L213 124L212 123H214L215 121H214V119L211 121ZM64 121H65V119H63ZM100 120V121H101ZM112 120V121H111ZM137 120V121H136ZM147 122H146V121ZM168 120V119H167ZM208 120V119H207ZM230 120V119H229ZM233 120H232V118H231V120H230V122L232 123L233 122ZM84 121V120H83ZM118 122H116L117 124H116V126H114V128H118V123H119V121H120V119H118L117 120ZM120 121V122H121ZM139 121H138V123H139ZM170 121V120H169ZM181 121V120H180ZM202 121H204L205 122V119H203V120H201V122ZM214 121V122H213ZM218 122L220 121L221 122V120H217ZM224 121V120H223ZM225 121H227V120H225ZM234 121V122H235ZM49 122L50 121H48V124H49ZM110 122H112V124L110 123ZM120 123V124H123V123ZM133 122V121H132ZM159 122V121H158ZM176 122V124H177V121H175ZM217 122V123H218ZM241 122V121H240ZM239 122V123H240ZM254 122V121H253ZM50 123H52V121L50 122ZM66 123V122H65ZM65 123H63V124H61V125H63V128L65 127H70V125L69 126H66L67 124H65ZM98 123H99V120H98ZM104 123H103V125H104ZM155 123H157V122H155ZM166 123V122H165ZM183 123H185V122H183ZM200 123V122H199ZM198 123V124H199ZM216 123V124H217ZM226 122H224V124H225ZM230 123V124H231ZM16 124V123H15ZM48 124H47V126H46V130H47V132L49 131V129L47 128L48 127ZM80 123H78V125H79ZM113 125V126H111V125ZM126 124H129V123H126ZM173 124V123H172ZM175 124V125H176ZM182 124V123H181ZM202 124H203V122H202ZM216 124H215V126H213V127H216ZM227 124H229V123H227ZM227 124H225V125H222V123H221V129L223 128V127H226V125ZM238 124V123H237ZM241 124V123H240ZM263 124H264V121H263ZM13 125H14V123H13ZM38 125H42V124H39L38 123ZM49 125H51V124H49ZM52 125H53V127H52ZM51 126H50V128H52L51 130H53V132L52 133H47L44 129H41V131L43 132L42 134L43 135H41V133H40V137L38 136V135H36V137L40 140L39 142H37V144H35L34 146H32V147H27V148H23V149H21L20 151H17V150H15V151H17L16 153H15V151H14V153H12V151H11V157L9 156V155H7L6 157L7 158H9L8 160H7V162H6V160L5 159H7V158H5L4 160H2V161H5L4 163H2L1 161V163L0 164H3V165H0V176H2V177H0V179L3 181H1L2 183H4L5 182V186H7L8 185V187L6 188L8 191H7V195L9 196V202H8V204H9V207H8V211H7V213H5V214H0V264H6V263H9V255L10 254H12L13 253V251L16 249L17 251H18V253L19 254H21V253H23L24 251H25V249H24V251H23V245H24V247H25V244H21V242H23L24 240L23 239H25L26 237L28 238L29 236H30V232L32 233V231L30 230V228H29V232H27L26 231V233L27 234H29V235H26V233H25V235L24 236H22L23 235V233H24V231H25V229H27V227H28V225H27V227L25 228V224H26V222H25V220H26V217H28L29 218V216H26V215H33L34 216V219H36V222L38 221V220H40L39 218H44V216H42L38 211L40 210V212L42 211V209L44 208L45 209V211L48 213V211H52V209H53V205L54 204H56L60 199L61 200H63L64 198H60V196L59 195H57V190H58V188L56 187V185L55 184H57V183H52V179L53 178H56L55 176V174H56V172L54 171H51V168H53L52 170H54V167L53 166H55V165H58L59 164V162H60V160H61V162L60 163H62V164H59L61 167H62V169L65 171L64 172V178H63V180H64V183L63 184H65V186H74L78 181H80V175L78 176L77 174V177H74V176H76V175H71L72 173H71V171H73L71 168L69 169V166H64L63 164H64V158H66V157H71V158H73L72 160L74 161V162H76L77 161V164L78 163H80V162H82L84 159L83 158H81V155H83V154H78L79 152H78V148H77V145H76V143L77 144H79V146L80 147H87L88 146V140L87 139H92V137H89V135L88 136H86L85 134H83L82 132H80L81 134H82V136H83V139L85 140L84 142H82L83 141V139H82V141H80V142H78L79 140L78 139H80V138H77V140L78 141H75V140H73V141H75V142H73L72 141V138H70V137H66L65 139L67 140V138H69V142H71L72 141V143H69L68 142V140H67V142H66V140H65V142L64 143H62V142H60V140H57V139H55V137H60V139L62 140L63 138H64V136H62L63 135V131L61 132V134H59V132H58V130H57V128H58V126H61V125H57V124H52ZM102 125V124H101ZM148 125V126H147ZM158 125V124H157ZM165 125V124H164ZM168 125V124H167ZM174 125V127H175V130H176V126ZM204 125H206L205 123H204ZM219 125V124H218ZM217 125V126H218ZM232 125V124H231ZM233 125H236V123L235 124H233ZM239 125V124H238ZM252 125H254V124H252ZM56 126V127H55ZM80 126V125H79ZM173 126V125H172ZM171 126V127H172ZM179 126L180 125H178V128H179ZM220 126V125H219ZM223 126V127H222ZM239 126H241V125H239ZM34 127H35V125H34ZM55 127V128H54ZM184 127V126H183ZM183 127H180V129L181 128H183ZM255 127H256V124H255ZM254 127V128H255ZM4 128H5V126H4ZM36 129L38 128V126L37 127H35ZM40 128V127H39ZM38 128V129H39ZM64 128V129H65ZM80 130H81V128L80 127H78ZM77 128V129H78ZM97 128H99L98 126L96 127V129ZM102 127H100V129H101ZM106 128V127H105ZM104 128V129H105ZM109 128V127H108ZM220 128V127H219ZM234 128V127H233ZM237 128H239L238 126H237ZM54 129H56L57 131H55L54 132ZM78 129V130H79ZM103 129V130H104ZM149 129H150V127H149ZM165 129V128H164ZM171 129V128H170ZM172 129H174V128H172ZM179 129V130H180ZM218 129V128H217ZM44 130V131H43ZM70 130H71V127H70ZM92 130V132H94V135H95V137H93V139H94V141L96 142L97 141V143L99 142V141H102V139L103 138H105L106 136H107V134H109V133H104V131H98L97 132V130H95L94 129V127H93V129H91ZM102 130V129H101ZM105 130H107V129H105ZM148 130V129H147ZM178 130V129H177ZM176 130V131H177ZM197 130V129H196ZM207 130H209V129H207ZM212 130V129H211ZM210 130V131H211ZM239 130H241L242 131V128L240 127V129ZM244 130V129H243ZM25 131V130H24ZM23 131V132H24ZM75 131V130H74ZM108 131V130H107ZM109 131H110V129H109ZM131 131V130H130ZM144 131H146V130H144ZM168 131V130H167ZM170 131V130H169ZM176 131H172V132H176ZM198 131V130H197ZM218 131V130H217ZM223 131H224V129H223ZM227 131V130H226ZM237 131V130H236ZM245 131V130H244ZM39 132V131H38ZM57 132V133H56ZM67 132L69 133V130H67ZM66 131H65V133H64V135H67L68 133H67ZM106 132V131H105ZM111 132V131H110ZM122 132V131H121ZM120 132V133H121ZM126 132V131H125ZM143 132V131H142ZM207 132V131H206ZM230 132V131H229ZM253 132H256V131H253ZM7 133V132H6ZM9 133H10V131H9ZM8 133V134H9ZM14 133H16V132H14ZM22 133V132H21ZM25 133V132H24ZM54 133V134H53ZM100 133V134H99ZM112 133V132H111ZM136 133H137V131H136ZM140 133V132H139ZM144 133V132H143ZM146 133V132H145ZM149 133V132H148ZM203 133H204V131H203ZM222 132H220V134H221ZM227 133H228V131H227ZM226 133V134H227ZM234 133V132H233ZM47 134V135H46ZM50 134H51V136H50ZM56 134V135H55ZM119 134V133H118ZM117 134V135H118ZM127 134V133H126ZM128 134H130V132L128 133ZM132 134V133H131ZM130 134V135H131ZM205 134V133H204ZM207 134H209V133H207ZM215 134V133H214ZM224 134V133H223ZM230 134V133H229ZM244 134H246V133H244ZM45 135V136H44ZM49 135V136H48ZM53 135H54V137H53ZM69 135V134H68ZM111 135V134H110ZM121 135V134H120ZM122 135H123V132H122ZM163 135H164V133H163ZM206 135V134H205ZM213 135V134H212ZM218 135H219V133H218ZM249 135V134H248ZM136 136H137V134H136ZM142 136H145V137H142ZM141 137L142 138H139V139H134L135 141H136V145H138V146H140L141 147V149H142V152H143V156L146 158V159H149V161H150V141H151V139H150V137H151V135H150V133H149V136H148V134L147 135H142ZM161 136V135H160ZM214 136V135H213ZM222 136H225V134L224 135H222ZM247 136V135H246ZM9 137V136H8ZM14 137H15V135H14ZM14 137H13V139H14ZM18 137V136H17ZM52 138V139H50V138ZM126 137V136H125ZM165 137V136H164ZM164 137H160V138H164ZM210 137V136H209ZM212 137V136H211ZM216 137V136H215ZM219 137H220V139H221V136L219 135ZM218 137V138H219ZM232 137V136H231ZM242 137V136H241ZM240 137V138H241ZM155 138H157V137H155ZM264 138V137H263ZM6 139V138H5ZM38 139L36 140V141H38ZM55 139V140H54ZM106 139V138H105ZM107 139H108V137H107ZM152 139H153V136H152ZM165 139V138H164ZM220 139H218V140H220ZM226 139V138H225ZM232 139V138H231ZM234 139V138H233ZM127 140V139H126ZM157 140H159V138L157 139ZM161 140V139H160ZM202 140V139H201ZM248 140V139H247ZM36 141L34 142V143H36ZM104 141V140H103ZM103 141H102V143L101 144H103ZM106 141V140H105ZM109 141V140H108ZM122 141H123V139H122ZM129 141V139L127 140V142ZM166 141V140H165ZM164 141V142H165ZM224 141V140H223ZM229 141V140H228ZM107 142V141H106ZM117 142V141H116ZM114 143L113 145H116L117 146V143ZM130 142V141H129ZM161 142H162V140H161ZM201 142V141H200ZM204 142V141H203ZM224 142H226V141H224ZM233 142V141H232ZM243 142V141H242ZM75 143V144H74ZM85 143H86V145L87 146H84L85 145ZM108 143V142H107ZM153 144H154V142H152ZM158 143V142H157ZM156 143V144H157ZM163 143V142H162ZM167 143H168V140H167ZM228 143V142H227ZM226 143V144H227ZM248 143V142H247ZM99 144H100V142H99ZM111 144V143H110ZM121 144V143H120ZM170 144V143H169ZM89 145H91V144H89ZM163 145V144H162ZM228 145V144H227ZM30 146V145H29ZM105 146H107V145H105ZM119 146V145H118ZM117 146V147H118ZM153 146V148H154V145H152ZM157 146H160V145H158L157 144ZM157 146H155V148L157 149ZM0 147H2V146H0ZM12 147H14V146H12ZM16 147V146H15ZM90 147V146H89ZM94 147V146H93ZM108 147H110V145L108 144ZM121 146H119V148H120ZM124 147V146H123ZM129 147V146H128ZM162 147V146H161ZM127 148V147H126ZM146 148H149L148 150H146ZM8 149H10V148H8ZM96 149V151H97V149L98 148H95ZM100 149V148H99ZM98 149V151H101V150H99ZM123 149H125V147L123 148ZM128 149V148H127ZM80 150H81V148H80ZM87 150V149H86ZM92 150V149H91ZM90 149H89V151H91ZM118 150V149H117ZM137 150V149H136ZM152 150V149H151ZM6 151H7V148H6ZM5 151V152H6ZM10 151V150H9ZM88 151V150H87ZM122 151H124V150H122ZM126 151V150H125ZM161 151V150H160ZM163 151V150H162ZM103 152V151H102ZM110 152V151H109ZM136 152V151H135ZM141 152V153H142ZM9 153V152H8ZM81 153V152H80ZM89 153H91V152H89ZM89 153H88V156H89ZM95 153V152H94ZM106 154H108L107 152H105ZM104 153V154H105ZM140 153V152H139ZM246 152H244V153H242V154H245ZM10 154V153H9ZM95 154H97V153H95ZM105 154V155H106ZM165 154V152L163 153V155ZM250 154V153H249ZM13 155V156H12ZM93 155V152L91 153V156ZM121 155H122V153H121ZM197 155V154H196ZM195 154H194V156H196ZM87 156V157H88ZM108 156V155H107ZM193 156V155H192ZM239 156H241V154L239 155ZM238 156V157H239ZM246 156H248V155H246ZM252 156L253 155H251L250 156V158H252ZM94 157H96V158H98L97 157V155L96 156H93V159H94ZM109 157V156H108ZM112 157V156H111ZM254 157V156H253ZM70 158V159H71ZM91 158V157H90ZM90 158H88V159H90ZM95 158V159H96ZM100 158V157H99ZM116 158V157H115ZM159 158V157H158ZM200 158V157H199ZM243 158V157H242ZM244 158H247V157H244ZM243 158V160L244 161H248V162H250L251 163V161H253V158H252V160H250L249 161V156H248V158L247 159H244ZM260 158V157H259ZM262 158V157H261ZM67 159V158H66ZM114 159V158H113ZM122 159V158H121ZM125 158H123V160H124ZM257 159V158H256ZM263 159V158H262ZM101 159H99V161H100ZM116 160V159H115ZM115 160H113V161H115ZM118 160V159H117ZM160 160H162V159H160ZM197 160V159H196ZM234 160V159H233ZM239 160H240V158H239ZM243 160H241V161H243ZM254 160H255V158H254ZM95 161V160H94ZM125 161H127L126 159H125ZM148 161V160H147ZM148 161V162H149ZM167 162H169L168 160H166ZM255 161H257V160H255ZM254 161V162H255ZM65 162H67V161H65ZM84 162V161H83ZM82 162V163H83ZM124 162V161H123ZM162 162V161H161ZM170 162H172L171 164H173L174 165V163L176 162L175 160H173L172 159V161H170ZM185 162V161H184ZM184 162H183V164H184ZM197 162V161H196ZM195 162V163H196ZM247 162V163H248ZM253 162V163H254ZM260 162H261V159H260ZM262 162H264V161H262ZM6 163V164H5ZM114 163H116V162H114ZM185 163H187V162H185ZM191 163V162H190ZM189 163V166L190 165H192V163L190 164ZM249 163V164H250ZM256 163H258V162H256ZM255 163V164H256ZM117 164V163H116ZM124 164V163H123ZM126 164V166H127V163H125ZM165 164V163H164ZM168 164V163H167ZM171 164H168V165H170L171 166ZM237 164H238V162H237ZM242 164V163H241ZM241 164H239V165H241ZM261 164V163H260ZM194 165V164H193ZM193 165H192V167H193ZM234 165H235V163H234ZM238 165V166H239ZM252 165V164H251ZM258 164H256V166H257ZM262 165V164H261ZM102 166V165H101ZM148 166V165H147ZM183 166V165H182ZM182 166H181V169H180V171H182ZM184 166H186V164H184ZM184 166H183V168H184ZM188 166V167H189ZM198 166V165H197ZM242 166H243V164H242ZM241 166V167H242ZM57 167V166H56ZM128 167V166H127ZM169 167V166H168ZM173 167V166H172ZM180 167V166H179ZM252 167H254L255 168V166H252ZM234 168V167H233ZM240 168V167H239ZM243 168V167H242ZM257 168H258V166H257ZM119 169V168H118ZM150 169V168H149ZM148 169V170H149ZM191 169V168H190ZM226 169V168H225ZM245 171H246V169L245 168H243ZM256 169V168H255ZM62 170V171H63ZM71 170V171H70ZM112 170V169H111ZM186 169H184V171H185ZM188 170V169H187ZM194 170H195V167H194ZM220 170V169H219ZM218 170V171H219ZM248 170V169H247ZM113 171V170H112ZM191 171V170H190ZM189 171V172H190ZM197 171V170H196ZM222 170H220V172H221ZM224 171V170H223ZM227 171H230V170H228L227 169ZM232 171V170H231ZM234 171V170H233ZM232 171V172H233ZM240 171V170H239ZM259 171H261L260 169H259ZM262 171H263V168H262ZM75 172V171H74ZM74 172H73V174H74ZM186 172V171H185ZM199 172H200V170H199ZM244 172V171H243ZM247 172V171H246ZM217 173V172H216ZM227 173V172H226ZM225 173V174H226ZM231 173V172H230ZM245 173V172H244ZM262 173V172H261ZM79 174V173H78ZM188 174V173H187ZM212 174V173H211ZM249 174V173H248ZM180 175H182V172L180 173ZM180 175H179V177H180ZM183 175H185V174H183ZM182 175V176H183ZM206 175V174H205ZM231 175H233L232 173H231ZM231 175L229 176V177H231ZM215 176V175H214ZM217 176V175H216ZM228 176V175H227ZM252 176V175H251ZM253 176H255V175H253ZM177 177V176H176ZM210 177V176H209ZM221 177H223V176H221ZM224 177H225V175H224ZM234 177V176H233ZM5 178V179H4ZM206 178H207V175H206ZM210 178H212V177H210ZM209 178V179H210ZM220 178V177H219ZM218 178V179H219ZM232 178V177H231ZM181 179V178H180ZM217 179V180H218ZM224 179V178H223ZM226 179V178H225ZM251 179V178H250ZM82 180V179H81ZM177 180V179H176ZM182 180V179H181ZM208 180V179H207ZM220 180V179H219ZM231 180V179H230ZM252 180V179H251ZM250 180V181H251ZM202 181V180H201ZM211 181H213V180H211ZM221 181V180H220ZM227 182H228V177H227V180H226ZM225 181V182H226ZM82 182V181H81ZM83 182H84V180H83ZM179 182V181H178ZM223 182H224V180H223ZM224 182V183H225ZM253 182V181H252ZM86 182H84V185H82V189H81V191L85 194V193H88L87 192V189H86V184H85ZM180 183H182V181H180ZM179 183V184H180ZM206 183H208V181L206 182ZM224 183H223V186H224ZM7 184V185H6ZM201 184H203V183H201ZM209 184V183H208ZM219 184V183H218ZM225 184H227V183H225ZM228 184H229V182H228ZM252 184V183H251ZM177 185V184H176ZM182 185V184H181ZM206 185V184H205ZM205 185H203L204 187H206ZM210 185V184H209ZM230 185V184H229ZM229 185H227V186H229ZM32 186V187H31ZM198 186V185H197ZM202 186V185H201ZM3 187H4V185H3ZM41 187V188H40ZM75 187V186H74ZM195 187V186H194ZM216 187V186H215ZM249 187H251V186H249ZM32 189L33 190V188H34V195L33 194H31L33 191H31L30 192V190L29 189ZM227 188V187H226ZM28 189V190H27ZM195 189H198V187L197 188H195ZM207 189H209V188H207ZM220 189V188H219ZM261 189V188H260ZM215 190V189H214ZM217 190V189H216ZM25 191H29L30 193L29 194H31V195H33L34 196V198L32 197V196H29V194H25V193H28V192H25ZM260 191V190H259ZM219 192H221L220 190H219ZM217 193H218V190H217ZM26 195V197H27V199H28V201H27V199H25L24 197H23V195ZM255 194H257V193H255ZM259 194V193H258ZM51 197V198H50ZM8 199V198H7ZM25 199V200H24ZM80 206H81V208H85V206L87 205V204H85V202L86 201H84L83 199H81L80 198ZM25 202H27V203H25ZM37 204V206H38V208L40 207V206H42V209L40 208L38 211H37V209H36V204ZM87 203V202H86ZM7 204V205H8ZM29 206V207H27V205ZM39 204H40V206H39ZM33 205H35L34 207H33ZM31 207V209H32V207H33V209L31 210H28L29 208ZM39 213V214H38ZM48 214H50V213H48ZM46 215L47 217H48V219H46V217H45V219L43 220V221H38L39 223V225L37 226V228L35 229L34 228V231L36 230V232L38 231L41 235V238H42V240L40 241V243L39 244H37L42 250H49L50 251V249L52 250V238H50V233L48 232V230H45V228H50V227H52L53 228V226L54 225H52V223L51 222H48V220H52V217H50V215ZM4 216H5V221H4ZM2 217V218H1ZM27 218V219H28ZM25 223V224H24ZM34 227V226H33ZM23 229H24V231H23ZM32 230H33V228H31ZM33 231V233L31 234V239H32V241L35 239V232ZM20 233V234H18V235H21V237L20 236H18L17 235V237H15L16 239H17V243H15L14 242V240L15 239H11V237L13 236V235H15V233L17 234V233ZM8 236V237H7ZM16 236V235H15ZM26 236V237H25ZM25 237V238H24ZM13 238V237H12ZM27 238L25 239V240H27ZM29 239V238H28ZM11 240H13V242L11 241ZM30 240V239H29ZM28 240V241H29ZM31 241V240H30ZM26 242V241H25ZM20 244V245H19ZM33 244H34V242H33ZM22 245V246H21ZM78 245H80L81 247L83 246L84 247V245L85 244H83V243H79ZM87 245H89V244H87ZM36 246V245H35ZM34 246H31V248H33ZM29 249V248H28ZM35 249V247L33 248V249H30V250H28V251H30V252H33V251H35L34 250ZM83 249V248H82ZM82 249H80V250H82ZM85 249H87V250H89L90 252H95L94 251V249L89 245V247H87V248H85ZM28 253V254H30L31 255V253ZM47 252V251H46ZM53 252V251H52ZM51 251H50V253H52ZM15 253V252H14ZM17 252H16V254H18ZM23 255H25V254H23ZM19 256V255H18ZM51 257L53 256V255H50ZM17 257V256H16ZM21 257V256H20ZM20 257H19V259H20ZM30 256H28V258H29ZM78 258L80 257L81 258V256H77ZM13 259V258H12ZM23 259V258H22ZM63 260H62V262H60V263H58V264H72V262L70 261V258L68 257V255H67V257H65V258H62ZM124 260H122V262H120V263H118V264H129L128 263V261H127V259L124 257L123 258ZM11 260V259H10ZM24 260V259H23ZM10 263H11V261H10ZM9 263V264H10ZM115 264V263H114Z\"/></svg>",
    "mask_w": 264,
    "mask_h": 264
},
{
    "label": "snow or ice",
    "instance_id": "obj_3",
    "mask_svg": "<svg viewBox=\"0 0 264 264\" xmlns=\"http://www.w3.org/2000/svg\"><path fill=\"white\" fill-rule=\"evenodd\" d=\"M84 247L87 248V247H89V245L85 244Z\"/></svg>",
    "mask_w": 264,
    "mask_h": 264
}]
</instances>
